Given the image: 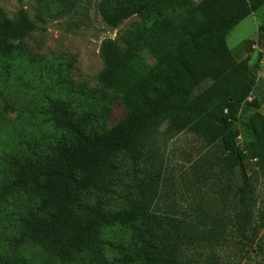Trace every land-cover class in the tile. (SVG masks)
I'll list each match as a JSON object with an SVG mask.
<instances>
[{"label":"trees","instance_id":"16d2710c","mask_svg":"<svg viewBox=\"0 0 264 264\" xmlns=\"http://www.w3.org/2000/svg\"><path fill=\"white\" fill-rule=\"evenodd\" d=\"M38 1L63 15L85 0ZM263 5L264 0H101L99 13L108 28L135 21L121 44H100L103 88L94 92L95 107L86 111L48 98L43 114L55 137L38 152L11 160L0 200L10 197L20 205L13 246L28 245L45 264H181L183 247L219 242L217 221L208 224L197 215L165 226L149 211L152 147L166 126L169 135L190 132L208 146L218 143L228 170L243 165L234 193L238 260L242 252L260 251L255 240L264 228V208L253 211L258 198L246 163L255 161L264 176V114L253 97L264 56L235 58L226 35ZM38 29L23 7L13 19L0 11V57H20L22 41ZM258 43L264 48V23ZM116 98L125 115L108 127ZM241 114H248L251 133L245 143L236 126ZM112 230L122 238L111 239Z\"/></svg>","mask_w":264,"mask_h":264},{"label":"rangeland","instance_id":"374dc122","mask_svg":"<svg viewBox=\"0 0 264 264\" xmlns=\"http://www.w3.org/2000/svg\"><path fill=\"white\" fill-rule=\"evenodd\" d=\"M100 1L85 0L71 13L58 15L38 0H0V11L8 18L13 19L23 7L39 27L22 41L20 57L14 60L0 57V186L14 157L36 149L38 152L55 137L43 114L48 98L59 97L86 111L89 105L95 107L94 92L103 88L99 82L103 69L100 44L107 39L121 44L122 34L135 21L126 20L114 30L108 28L99 13ZM262 23L264 5L226 35L235 58L256 60L260 54L264 56V48L258 43ZM262 64L261 61L257 70L259 84L253 97L262 103L264 113ZM248 114H241L236 122L241 143L251 139ZM124 115L123 103L116 98L107 126H113ZM152 151L155 186L149 195L151 215L165 226L185 223L199 215L202 222L217 221L222 227L223 238L216 244L183 247L180 263L264 264V228L255 240L261 242V250L250 248L238 260L233 226L237 209L234 193L243 165L228 170L218 143L208 146L190 132L169 135L166 126L159 129ZM246 168L258 198L253 211H258L264 208V176L253 160L246 163ZM19 207L13 198L0 200V259L10 264H45L28 245L19 249L11 242ZM111 232V239L122 238L116 230Z\"/></svg>","mask_w":264,"mask_h":264},{"label":"crops","instance_id":"0c3cea01","mask_svg":"<svg viewBox=\"0 0 264 264\" xmlns=\"http://www.w3.org/2000/svg\"><path fill=\"white\" fill-rule=\"evenodd\" d=\"M259 103L261 104V106H260L261 108H259V111H260L262 114H264V113L262 112V108H263V107H262V103H261V102H259Z\"/></svg>","mask_w":264,"mask_h":264}]
</instances>
